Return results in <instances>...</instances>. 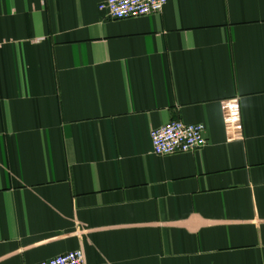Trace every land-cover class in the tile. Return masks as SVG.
I'll use <instances>...</instances> for the list:
<instances>
[{
    "label": "crops",
    "instance_id": "crops-1",
    "mask_svg": "<svg viewBox=\"0 0 264 264\" xmlns=\"http://www.w3.org/2000/svg\"><path fill=\"white\" fill-rule=\"evenodd\" d=\"M101 1L0 0V264H264V0Z\"/></svg>",
    "mask_w": 264,
    "mask_h": 264
},
{
    "label": "built area",
    "instance_id": "built-area-1",
    "mask_svg": "<svg viewBox=\"0 0 264 264\" xmlns=\"http://www.w3.org/2000/svg\"><path fill=\"white\" fill-rule=\"evenodd\" d=\"M167 0H102L98 9L111 21L138 19L160 14ZM202 124L169 121L150 132L152 152L159 157L186 154L206 145ZM39 264H85L81 250L67 252Z\"/></svg>",
    "mask_w": 264,
    "mask_h": 264
}]
</instances>
